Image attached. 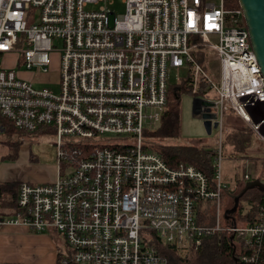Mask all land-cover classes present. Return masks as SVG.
Returning a JSON list of instances; mask_svg holds the SVG:
<instances>
[{
    "label": "built area",
    "instance_id": "obj_1",
    "mask_svg": "<svg viewBox=\"0 0 264 264\" xmlns=\"http://www.w3.org/2000/svg\"><path fill=\"white\" fill-rule=\"evenodd\" d=\"M106 1L113 4L0 0V133L3 120L27 133L43 129L57 152L55 179L21 182L16 210L0 227L56 234L64 262L75 264H177L157 242L183 258L214 232L250 245L264 232V196L257 224L225 219L221 168L229 111L264 147V78L241 7L234 0H120L125 11L116 14ZM15 54L25 73L55 71L49 82L57 89L21 78L5 64ZM183 67L184 86L211 104H201L198 117L211 113L218 123L212 177L144 148L168 109L170 71ZM201 85L203 97L196 95ZM106 134L125 140L100 142ZM252 180L264 184V175L245 174L241 188ZM209 211L213 225L203 220Z\"/></svg>",
    "mask_w": 264,
    "mask_h": 264
},
{
    "label": "trees",
    "instance_id": "obj_2",
    "mask_svg": "<svg viewBox=\"0 0 264 264\" xmlns=\"http://www.w3.org/2000/svg\"><path fill=\"white\" fill-rule=\"evenodd\" d=\"M234 6L238 7V0H234ZM206 86H199L197 96L203 97L206 93ZM192 93L191 86H184L183 83L170 86L168 94V109L161 118L160 126L154 131H149L147 137L156 140L178 139L181 137V95L183 92ZM230 114L234 113L229 111ZM228 112V113H229ZM235 114V113H234ZM7 138L2 141L9 147L8 158L17 159L19 148L24 143L27 132L16 129L10 122L3 120ZM229 132L223 142V146H233L236 158L243 161L252 159L251 142L253 140L252 131L247 125L235 121H228ZM44 133L43 129L38 131ZM36 132V133H38ZM145 150H150L160 155L166 163L175 166L179 163L192 165L203 173L212 177L214 172L213 163L217 156L216 149L190 145H170L167 143H150L146 145ZM261 162L264 168V152H262ZM245 165V163L243 164ZM264 175V169L261 173ZM242 178H236V183H240ZM226 185V184H225ZM223 194V209L233 207V197L228 194V190L234 187H228ZM20 184L5 183L0 186V195L10 196L11 215L17 207V197ZM263 192L253 189L247 191L239 201V208L235 213L237 225H255L259 222L260 206L263 204ZM230 204V205H229ZM232 206V207H231ZM250 206L249 210L246 208ZM214 221V215L209 214L203 220ZM214 224V223H213ZM211 224V225H213ZM56 237L58 235L55 234ZM157 248L162 254L167 256L169 260L176 261L177 264H264V232L256 237L251 238V244L246 246L243 238L233 237L226 232L210 233L202 241L197 249H192L185 257H176L169 248L161 246L157 242ZM62 247L58 248L57 264H75L71 261L64 262V254ZM253 254L254 260H242L240 256ZM242 261V262H241Z\"/></svg>",
    "mask_w": 264,
    "mask_h": 264
},
{
    "label": "rangeland",
    "instance_id": "obj_3",
    "mask_svg": "<svg viewBox=\"0 0 264 264\" xmlns=\"http://www.w3.org/2000/svg\"><path fill=\"white\" fill-rule=\"evenodd\" d=\"M111 1H106L105 6L110 10L115 11L116 14L124 13V6L121 4L120 0H113V4L110 5ZM15 56L6 57L5 64L12 68L14 67L18 75L26 81L33 82L36 88H49L56 90L57 86L55 83L49 82L54 79L56 72L52 74H41L38 70H33L29 72H24L25 68L23 65L16 67L14 65ZM55 69V66H54ZM188 76V69L183 67L180 69H173L170 71V81L172 85L181 84L185 82ZM196 98L194 94L183 92L181 95V137L178 139H169V140H156L150 137H146L144 140L145 146L153 143L156 144L162 142L170 145H190L196 144L201 145L207 148L219 149V135L217 130H213L211 135H208L204 129L203 121L193 115L192 106L193 99ZM208 101H213L212 97L207 98ZM254 135V134H253ZM7 138L6 134L0 133V140H5ZM55 137L51 134L42 135L39 133H27L24 143L27 150L30 153L29 163L30 167V178L29 182H49L52 181L56 175V166H57V152L56 148L53 146ZM100 142L106 144H118L123 142L125 138L120 136L106 134L102 136ZM251 151L255 153L256 151L262 150L264 152V147L258 142L257 137L254 135L251 142ZM222 147V146H221ZM228 147V146H227ZM227 147L224 146V153L222 154L221 168H222V182L228 187H233L236 185V178H242L246 172H254L249 166H245L243 159L229 156L226 152ZM257 158V157H256ZM48 177V180H43ZM230 205V204H229ZM232 207V206H231ZM250 206L246 209L249 210ZM227 209H224L226 211ZM208 211V209H207ZM212 214L209 211L208 215ZM235 215V214H233ZM215 220V216H214ZM209 225L213 224L210 220H207ZM225 225V224H224ZM243 226V225H242ZM60 240V246L64 249L65 243L63 239L58 236Z\"/></svg>",
    "mask_w": 264,
    "mask_h": 264
},
{
    "label": "crops",
    "instance_id": "obj_4",
    "mask_svg": "<svg viewBox=\"0 0 264 264\" xmlns=\"http://www.w3.org/2000/svg\"><path fill=\"white\" fill-rule=\"evenodd\" d=\"M229 120H238L246 125L236 114L227 113L225 116L223 142L229 132ZM2 141L0 140V186L5 183L20 184L21 182H29L28 180L32 179L29 172L31 168L26 169V167H30L29 158L31 156L26 148L27 145L22 144L19 148L18 158L11 159L8 158L9 147ZM222 152L224 153L223 144ZM226 152L229 156L236 159L233 146L228 145ZM262 152V150L255 153L252 152V159L244 161L245 166L255 170L252 173L246 172L244 175L261 176L264 169L261 162ZM43 180H48V177ZM9 202V195H0V218L11 216L12 209ZM59 246L58 237L51 233L32 232L28 228L18 225L0 227V264H57Z\"/></svg>",
    "mask_w": 264,
    "mask_h": 264
},
{
    "label": "water",
    "instance_id": "obj_5",
    "mask_svg": "<svg viewBox=\"0 0 264 264\" xmlns=\"http://www.w3.org/2000/svg\"><path fill=\"white\" fill-rule=\"evenodd\" d=\"M238 3L243 11L252 48L264 78V0H238ZM201 104L211 105L209 102L196 97L193 99L192 112L195 117L203 121L206 133L211 135L212 129H216L218 123H212L215 115L211 113L204 114L203 118L198 117ZM253 189L264 192V184L260 180H252L246 182L245 186L241 188L240 182L227 191L233 197V207L224 212L225 219H233L232 215L237 212L240 199L247 191Z\"/></svg>",
    "mask_w": 264,
    "mask_h": 264
},
{
    "label": "bare ground",
    "instance_id": "obj_6",
    "mask_svg": "<svg viewBox=\"0 0 264 264\" xmlns=\"http://www.w3.org/2000/svg\"><path fill=\"white\" fill-rule=\"evenodd\" d=\"M250 129V128H249ZM251 130V129H250Z\"/></svg>",
    "mask_w": 264,
    "mask_h": 264
}]
</instances>
